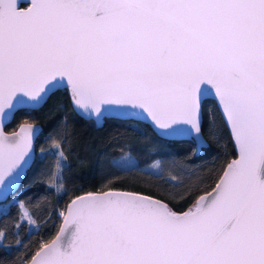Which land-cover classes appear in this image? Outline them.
<instances>
[{
  "label": "snow or ice",
  "instance_id": "1",
  "mask_svg": "<svg viewBox=\"0 0 264 264\" xmlns=\"http://www.w3.org/2000/svg\"><path fill=\"white\" fill-rule=\"evenodd\" d=\"M65 84L86 118H148L194 150L206 145L201 101L212 92L239 158L182 213L132 192L77 197L31 264H264V0H0V199L43 131L7 136L3 123ZM114 166L137 165L125 155Z\"/></svg>",
  "mask_w": 264,
  "mask_h": 264
},
{
  "label": "trees",
  "instance_id": "2",
  "mask_svg": "<svg viewBox=\"0 0 264 264\" xmlns=\"http://www.w3.org/2000/svg\"><path fill=\"white\" fill-rule=\"evenodd\" d=\"M201 107L207 145L197 154L192 139L163 138L142 120L108 116L96 125L74 111L65 88L50 92L39 107L18 108L5 124L6 130L21 121H34L43 131L35 138V156L19 187L1 201L0 264H24L54 235L60 212L81 192L130 188L164 199L173 210L190 206L200 192L212 187L225 163L235 155L215 101L204 98ZM209 127L214 135H209ZM53 145L61 146L66 156L62 175ZM41 148L46 152L43 156ZM125 155L137 166L128 170L115 167L114 161ZM157 161L159 166L154 167ZM59 184L63 187L57 191ZM18 202H23L31 223L21 219Z\"/></svg>",
  "mask_w": 264,
  "mask_h": 264
},
{
  "label": "water",
  "instance_id": "3",
  "mask_svg": "<svg viewBox=\"0 0 264 264\" xmlns=\"http://www.w3.org/2000/svg\"><path fill=\"white\" fill-rule=\"evenodd\" d=\"M26 6H27L26 4L22 5V7H26ZM201 87H203V85H202ZM208 87L211 88L210 85H209ZM59 88H65V89H66L67 94H68V96H69V101H70L71 106H72V108L74 109V111H76V112H77L78 114H80L82 117L86 118L85 115L81 114L79 111H77L76 108H74V106H73V102H72V99H71V94H70V86L67 85V84H65V85H61ZM52 91H53V90H52ZM52 91H51V92H52ZM208 97H209V98H212V99L215 101V104H216V106H217V108H218V110H219V112H220V114H221V116H222V118H223V120H224V123H225V125H226V127H227V129H228V132H229V134H230L231 140H232V142H233L235 155L232 156V157H230L229 160L225 163V165H224V167H223L221 173L219 174L218 178L216 179V181H215V183L212 185V187H210L208 190H205V191L200 192V193L195 197L194 201L190 204V206H188L187 208L182 209V210H173V211H176V212H178V213L185 212V211H187L188 209L192 208V207L196 204V202L199 200V198H200L201 196H208L209 194H214V191H213V190L215 189L216 185L219 183L220 179L222 178L223 171L226 170V165H227L228 163H230L232 160H234V159H238V158H239L238 145L236 144V142H235L234 139H233V134H232V132H231V129H230L229 123L225 120L224 114L222 113V109H221L220 104L218 103L217 97H216L212 92H209V93H206V94L204 95V97L202 98V100H203L204 98H208ZM46 98H47V97H46ZM201 102H202V101H201ZM39 106H40V105H39ZM39 106H36V107H39ZM20 107L36 108V107H30V106H27V105H21ZM20 107H19V108H20ZM106 117H108V116H106ZM113 117H115V116H113ZM11 119H12V118H10V120H11ZM137 119H138V120H142V121L148 123V124L150 125V127L152 128V130L156 133V131L154 130V128H153V124H152V122H151L150 119H148V118H137ZM10 120H9V121H10ZM92 120L94 121V123H95L96 125H101L104 119H103L102 121H100V122H97L95 119H92ZM9 121H7V122H9ZM7 122H4V123H3V132H4V134L7 135V136H11V135L14 134V133H19L21 127L24 126L25 124H32L33 126H38V128L41 129V125L38 124V123H36V122H34V121H21V122H19V123L15 126V128H13V129H11V130H6V129L4 128V126H5V124H6ZM156 134H157V133H156ZM157 135H158V134H157ZM163 138H165V137H163ZM180 138H188V137H181V136H178V137H167L166 139H180ZM188 139H191V138H188ZM203 139H204V141H206V145H207V140H206V138L204 137V135H203ZM34 141H35V139H34ZM193 142H194V141H193ZM194 144H195V142H194ZM206 145H205V146H206ZM201 150H202V148H200V149H195V150H194V153L197 154V153L201 152ZM34 156H35V147H34L33 159H34ZM32 161H33V160H32ZM32 161L29 162V166H30V164L32 163ZM28 168H29V167H28ZM28 168H26L25 173L22 174V177H23V178H24V176H25V174H26ZM23 178H22V179H23ZM20 183H21V182H18V187H19ZM108 191H123V192L138 193V194H140V195L149 196V197H151L152 199L159 200V201H161L162 203L167 204V202H166L164 199H162V198H160V197H158V196H156V195H153V194H150V193H147V192H144V191H139V190H135V189H130V188H122V187H106V188L97 189V190H93V191H85V192H81V193L76 194L75 196H73L71 199H69V200L67 201V203H66V205H65V208H64V211H63V213H62V215H61L60 221H59V223H58V227H57L56 232L54 233V235H53L49 240H47V241L44 242L43 244L50 243L52 240H54V239L56 238L57 235H59V230H60V228L64 226V217L67 215L68 207L71 205V203H72V201H73L74 199H76L77 197L86 196V195L89 194V193H92V194H100V193H104V192H108ZM8 196H9V195H8ZM8 196H7V197H8ZM3 200H5V199H0V201H3ZM167 205H168V204H167ZM168 206H169V205H168ZM169 207H170V206H169ZM170 208H171V207H170ZM43 244H41V245H40V246H39V247L33 252V254L27 259V261H25L24 264H31V258H32V256L35 254L36 251H39V249L43 246Z\"/></svg>",
  "mask_w": 264,
  "mask_h": 264
},
{
  "label": "rangeland",
  "instance_id": "4",
  "mask_svg": "<svg viewBox=\"0 0 264 264\" xmlns=\"http://www.w3.org/2000/svg\"><path fill=\"white\" fill-rule=\"evenodd\" d=\"M0 206H3V203H1V201H0ZM21 207H22V211L26 210V208L23 205ZM60 213H63V212H60ZM25 219H29V216L28 217H25Z\"/></svg>",
  "mask_w": 264,
  "mask_h": 264
}]
</instances>
